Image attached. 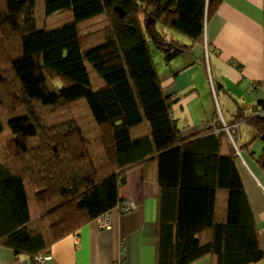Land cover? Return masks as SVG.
I'll list each match as a JSON object with an SVG mask.
<instances>
[{"label":"trees","instance_id":"16d2710c","mask_svg":"<svg viewBox=\"0 0 264 264\" xmlns=\"http://www.w3.org/2000/svg\"><path fill=\"white\" fill-rule=\"evenodd\" d=\"M223 1L0 0V247L36 263L122 206L141 166L158 188L154 264L264 258L239 153L264 146V100L237 106L227 131L213 120L183 134V94L165 93L152 55L203 45ZM243 123L252 134L239 142Z\"/></svg>","mask_w":264,"mask_h":264},{"label":"crops","instance_id":"0c3cea01","mask_svg":"<svg viewBox=\"0 0 264 264\" xmlns=\"http://www.w3.org/2000/svg\"><path fill=\"white\" fill-rule=\"evenodd\" d=\"M160 63L157 70L165 93L183 94L173 106V117L183 134L201 130L208 121H232L237 106L249 108L264 100V0H224L204 24L203 45H191ZM254 82L260 85L255 87ZM239 132V142H243L252 129L243 123ZM263 148L255 141L239 153L242 181L264 249V166L257 161ZM157 192L156 183L144 178L143 168L132 167L119 194L124 204L132 201L135 208L122 211L117 206L107 213L110 229H101L95 219L78 236L67 235L55 242L42 252L48 258L36 263L27 255L14 256L10 248L0 247V264H115L121 240L128 264H154ZM192 264H210V259ZM253 264H264V258Z\"/></svg>","mask_w":264,"mask_h":264},{"label":"built area","instance_id":"2783aa9c","mask_svg":"<svg viewBox=\"0 0 264 264\" xmlns=\"http://www.w3.org/2000/svg\"><path fill=\"white\" fill-rule=\"evenodd\" d=\"M222 124H223V128L227 131L229 126L226 123H222ZM233 126H237V125L234 124ZM119 208L122 211H131L135 208V204L132 201H129L123 204L122 206H119ZM97 220H98V226L101 229H110V219H109L108 214H104L100 216L99 218H97ZM36 258L37 260H42V259L48 258V256H44L42 253H40L39 255H37ZM115 264H128L125 258V247H124V243L122 240L119 242L118 247H117V256L115 259Z\"/></svg>","mask_w":264,"mask_h":264},{"label":"rangeland","instance_id":"374dc122","mask_svg":"<svg viewBox=\"0 0 264 264\" xmlns=\"http://www.w3.org/2000/svg\"><path fill=\"white\" fill-rule=\"evenodd\" d=\"M44 19V18H43ZM59 20V19H58ZM174 34V33H173ZM180 34V33H179ZM180 39H182L183 41H188V39H185L187 37H185L184 35H178L176 34ZM183 36V37H182ZM185 37V38H184ZM13 46H16V43H13ZM197 46V45H196ZM198 49V46L196 47ZM161 51L156 49V48H152V55H153V58H154V61L157 63V69H161V63L160 61H162L163 59V55L162 53H160ZM202 54V51L200 52ZM244 127V126H243ZM245 130L242 128V131Z\"/></svg>","mask_w":264,"mask_h":264},{"label":"water","instance_id":"95a60500","mask_svg":"<svg viewBox=\"0 0 264 264\" xmlns=\"http://www.w3.org/2000/svg\"><path fill=\"white\" fill-rule=\"evenodd\" d=\"M115 9L119 13L120 16H123V13L121 12L120 8L116 7ZM261 162H262V165L264 166V155L262 157V161Z\"/></svg>","mask_w":264,"mask_h":264}]
</instances>
